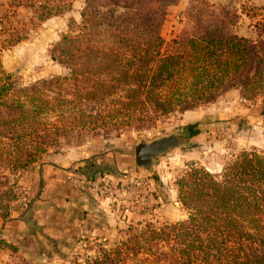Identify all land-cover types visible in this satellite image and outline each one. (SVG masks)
<instances>
[{
  "label": "trees",
  "instance_id": "trees-1",
  "mask_svg": "<svg viewBox=\"0 0 264 264\" xmlns=\"http://www.w3.org/2000/svg\"><path fill=\"white\" fill-rule=\"evenodd\" d=\"M84 1L77 30L52 50L66 73L29 85L2 64L26 33L0 17V229L20 200L19 178L62 138L144 131L232 90L253 104L264 95V21L247 38L236 31V11L188 12L192 26L166 39V9L179 0ZM112 7L125 12L102 10ZM176 184L186 219L131 229L83 264H264V152L242 150L220 174L192 164ZM4 251L19 248L1 237Z\"/></svg>",
  "mask_w": 264,
  "mask_h": 264
},
{
  "label": "rangeland",
  "instance_id": "rangeland-1",
  "mask_svg": "<svg viewBox=\"0 0 264 264\" xmlns=\"http://www.w3.org/2000/svg\"><path fill=\"white\" fill-rule=\"evenodd\" d=\"M84 3V0H0V17L6 27L26 33L22 42L3 51L6 72L25 85L65 74L66 69L53 59L52 50L62 35L77 30ZM59 4L63 7L60 13ZM221 8L241 16L236 27L240 36L256 38V24L264 21V0H179L177 5L167 7L168 20L162 34L171 39L189 29L192 23L188 12L204 16ZM37 10L52 11L53 15L40 21ZM102 10L125 12L113 7ZM187 127H192V134L197 132L187 148L159 157L152 176L137 169L135 148L142 138L151 141ZM251 148L264 152V95L253 104L242 101L237 90L193 111L162 117L154 127L144 131L129 130L120 137L104 131L83 135L74 132L62 138L58 147L50 149L32 170L19 178L21 195L13 209L25 210L29 202V191L23 189L25 181L32 180L37 187L40 184L37 173L41 172L38 167L48 161L69 166V183L83 197L72 201L81 202L78 206L64 204L69 207L64 208V216L58 210L52 212L26 232L0 229V238L19 248L17 253H0V263L83 264L101 249L108 250L125 240L131 229L142 228L146 223L159 225L184 220L188 213L178 200L176 183L188 168L194 164L220 174L233 155ZM87 186L96 191H87ZM67 212L70 213L66 215Z\"/></svg>",
  "mask_w": 264,
  "mask_h": 264
},
{
  "label": "crops",
  "instance_id": "crops-1",
  "mask_svg": "<svg viewBox=\"0 0 264 264\" xmlns=\"http://www.w3.org/2000/svg\"><path fill=\"white\" fill-rule=\"evenodd\" d=\"M38 168L41 169V172L37 173L38 180L44 188L41 189L40 184L37 187L33 186L32 180L25 181L26 185L23 189L29 191V202L24 211H18L17 208L13 209L12 221L7 223L5 228L26 232L29 228L32 229L36 225V221H39L42 217H50L52 212L55 213L58 210L57 213L64 216V208H69L64 207V204L66 206L71 204L78 206L76 204L81 202L80 199L72 201V198L83 197L69 183L68 175L71 171L68 170L69 166L63 165L61 162L48 161ZM58 205L59 209H57ZM77 208L75 211H77ZM68 213L70 212H67L66 215ZM24 236L26 237V235Z\"/></svg>",
  "mask_w": 264,
  "mask_h": 264
},
{
  "label": "water",
  "instance_id": "water-1",
  "mask_svg": "<svg viewBox=\"0 0 264 264\" xmlns=\"http://www.w3.org/2000/svg\"><path fill=\"white\" fill-rule=\"evenodd\" d=\"M193 136L190 127H187L151 141L142 138L135 148L137 169L146 176L154 175L157 159L175 149L187 148Z\"/></svg>",
  "mask_w": 264,
  "mask_h": 264
},
{
  "label": "built area",
  "instance_id": "built-area-1",
  "mask_svg": "<svg viewBox=\"0 0 264 264\" xmlns=\"http://www.w3.org/2000/svg\"><path fill=\"white\" fill-rule=\"evenodd\" d=\"M108 186H109V181L105 183L104 190H107ZM85 189L87 191H90V192L96 191V188H94L92 186H87ZM102 193H103V191H102Z\"/></svg>",
  "mask_w": 264,
  "mask_h": 264
},
{
  "label": "flooded vegetation",
  "instance_id": "flooded-vegetation-1",
  "mask_svg": "<svg viewBox=\"0 0 264 264\" xmlns=\"http://www.w3.org/2000/svg\"><path fill=\"white\" fill-rule=\"evenodd\" d=\"M190 129L192 130V127H190Z\"/></svg>",
  "mask_w": 264,
  "mask_h": 264
}]
</instances>
